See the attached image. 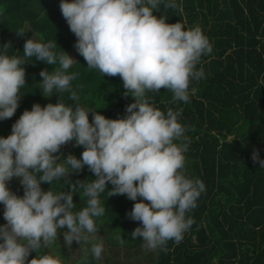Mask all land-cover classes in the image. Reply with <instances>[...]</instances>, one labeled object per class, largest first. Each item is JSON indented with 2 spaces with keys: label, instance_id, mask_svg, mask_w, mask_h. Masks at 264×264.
Listing matches in <instances>:
<instances>
[{
  "label": "clouds",
  "instance_id": "9594fccd",
  "mask_svg": "<svg viewBox=\"0 0 264 264\" xmlns=\"http://www.w3.org/2000/svg\"><path fill=\"white\" fill-rule=\"evenodd\" d=\"M161 4L165 9L178 7L174 0H61L62 16L77 37L74 47L87 67L98 69L103 76L119 75L124 95L135 102L126 106V116L120 119L91 111V123L90 111L79 103L75 107L61 100L44 107L37 103L23 112L9 136L0 137V203L5 206L7 221L0 226V264H61L51 255L30 261L28 256L51 244L58 229L65 227L68 248L74 240L79 245L88 243L89 234L98 232L95 218L105 212L99 194L109 182L113 185L109 196L126 195L132 201L142 198L127 216L141 222L131 236L141 238L145 248L154 250L169 240L179 243L190 229L193 220L186 219V213L197 206L205 185L181 171L183 150L174 143L186 131L178 122L180 111L169 108L165 115L152 106L146 93L164 88L173 93L174 100L187 103L190 80L204 76L195 66L212 48L199 27L184 30L180 22L169 24L162 16H154L153 9ZM24 33L18 31L21 36ZM7 47L4 44L0 51V120L10 119L16 112L19 90L26 84L21 65L32 57L58 65L52 72H40L45 97L68 91L69 99L78 101L70 88L78 73L67 74L75 60L66 52L58 55L56 42L29 38L23 57H9ZM73 140L85 149L81 158L69 154L58 163L59 156L54 154ZM251 158L264 169L259 150ZM85 166L96 177L90 183L66 181L71 190L55 194L42 190L41 183L60 181ZM13 177L19 178L23 197L7 187ZM78 189L88 199L85 207L74 212L73 195ZM102 251V244L91 247L96 259Z\"/></svg>",
  "mask_w": 264,
  "mask_h": 264
},
{
  "label": "trees",
  "instance_id": "16d2710c",
  "mask_svg": "<svg viewBox=\"0 0 264 264\" xmlns=\"http://www.w3.org/2000/svg\"><path fill=\"white\" fill-rule=\"evenodd\" d=\"M174 2L177 8L165 9L161 4L153 9V15L162 16L169 24L180 22L184 30L199 27L212 51L202 54L195 66L196 71L203 70L204 76L190 80L187 103L174 100L173 93L164 88L147 92L146 98L165 115L169 108L181 113L178 122L186 131L174 141L183 150L181 171L187 178L200 179L205 185L197 206L185 216L193 224L181 242L167 241L153 250L156 255L147 262L149 249L143 246L141 238L131 236L136 227L142 226L141 222L127 216L142 198L132 201L126 195L109 196L113 187L109 182L99 194L105 212L95 218L98 232L101 230L106 241L113 242L107 248L110 253L107 257L96 259L84 242L79 245L74 240L68 248L63 236L65 230L58 229L57 238L47 247L32 251L29 261L36 256L51 255L59 258L61 264H109L112 260L122 264L120 248L125 247V259L130 253L128 259L134 262L129 264H264V169L259 163L253 164L251 158L253 151L259 150V157L264 160V0ZM60 3L61 0H0V51L8 44L9 57H23L24 43L29 38L42 43L56 42L54 51L58 55L73 51L77 56L67 74L78 73L70 88L79 99L70 100L68 91L45 97L41 92L40 72L45 69L52 72L58 65L32 57L21 65L26 84L19 90V106L14 115L0 120V137L9 136L12 125L23 112L30 111L37 103L41 107L60 100L73 107L79 103L90 111L91 123V111L108 119H120L126 116V106L135 102L132 96L124 95L126 89L119 75L103 76L98 69L87 67L74 47L77 37L62 16ZM20 30L25 32L23 36L18 34ZM84 150L73 140L54 155L62 163L69 154L80 159ZM94 179L95 175L85 166L60 181L41 183V188L54 194L68 192L71 189L66 181L90 183ZM7 187L23 197L19 178L13 177ZM87 199L83 189H78L73 195L76 205L73 211L85 207ZM4 210L0 203V226L7 223ZM78 247L81 254L76 262H69ZM67 250L70 254H66ZM142 257L144 260H140Z\"/></svg>",
  "mask_w": 264,
  "mask_h": 264
},
{
  "label": "rangeland",
  "instance_id": "374dc122",
  "mask_svg": "<svg viewBox=\"0 0 264 264\" xmlns=\"http://www.w3.org/2000/svg\"><path fill=\"white\" fill-rule=\"evenodd\" d=\"M69 56H71L74 60L76 59V53H74L73 51L70 52ZM233 137V136H232ZM60 230H65L67 231V228H61ZM108 230L104 231V233H106ZM93 244H102L103 245V251H102V254H101V258L100 259H104V257L107 255H109L110 253L108 252L107 248L113 244L112 242V239H110L109 241H106L105 237L103 236V233L102 231L100 230V232H97L95 234H89V242L87 243V246H88V251L91 252V247ZM121 252H120V257H121V261H122V264H129L130 262L131 263H134L133 261H130L128 259L130 253L127 255V259H125V247H121ZM81 251L82 249L78 247V249L76 251L73 252L72 256L69 257V262H73L75 260L76 262V259H77V256L81 254ZM107 254H106V253ZM70 254V251H66V254ZM149 255L145 258V261H152V259L155 257V252L153 250H148L147 252ZM64 258V257H62ZM140 260H144V258H140ZM109 264H115V261L112 260V262H110ZM147 264V263H146Z\"/></svg>",
  "mask_w": 264,
  "mask_h": 264
},
{
  "label": "crops",
  "instance_id": "0c3cea01",
  "mask_svg": "<svg viewBox=\"0 0 264 264\" xmlns=\"http://www.w3.org/2000/svg\"><path fill=\"white\" fill-rule=\"evenodd\" d=\"M19 190H20V189H19ZM19 190H18V191H19Z\"/></svg>",
  "mask_w": 264,
  "mask_h": 264
}]
</instances>
